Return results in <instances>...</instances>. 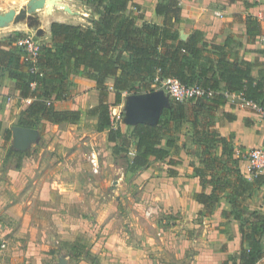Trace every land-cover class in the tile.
<instances>
[{"label":"rangeland","instance_id":"374dc122","mask_svg":"<svg viewBox=\"0 0 264 264\" xmlns=\"http://www.w3.org/2000/svg\"><path fill=\"white\" fill-rule=\"evenodd\" d=\"M96 12V5L85 0H0V41L14 49L13 38L29 34L45 45L53 19L63 15L91 25ZM10 80L0 68V87ZM160 88L170 99L166 88ZM8 91V98L0 94V264H117V259L122 264H181L182 259H199L194 256L207 264H232L230 257L238 255L241 245L238 222L221 218L216 229L223 241L211 239L217 244L211 250L195 236L194 226L183 225L179 211L147 202L141 170L127 171L133 139L125 133L122 140L109 142L107 128L86 115L94 98L87 92L78 96L72 78L68 98L54 108L77 109L80 116L60 124L44 120L34 128L18 127L16 109L30 100H15L12 86ZM148 93H128L114 124L128 117L155 119ZM189 139L185 145L193 152L192 162L202 160L200 144ZM91 152L96 153V172L88 158ZM263 204L264 193L258 189L248 200L249 211L264 213ZM228 247L232 254L223 260L217 252Z\"/></svg>","mask_w":264,"mask_h":264},{"label":"trees","instance_id":"16d2710c","mask_svg":"<svg viewBox=\"0 0 264 264\" xmlns=\"http://www.w3.org/2000/svg\"><path fill=\"white\" fill-rule=\"evenodd\" d=\"M85 1L96 5L97 16L92 24L52 21L50 43L40 45L34 71L30 70L32 63L14 45L24 34L13 38L14 49L0 41V68L14 81L20 97L30 99L29 105L19 111L17 126L30 129L44 120L54 124L77 120V109H55L54 103L68 98L70 77L80 74L94 80L99 93L98 103L89 107L86 115L98 117L107 128L109 142L122 140L125 133L133 139L134 154L127 171L134 173L146 168L151 160L167 158L171 150L178 148L179 127L190 121L191 138L200 144L202 157L199 165L193 164V172L202 187L210 188L209 193H194V199L209 214L222 200L227 201L230 208L222 216L238 222L241 240L238 255L230 257L232 264H260L264 257V213L249 211L248 200L264 182V173L252 171V178L247 179L234 157L231 139L220 136L213 125L215 111L227 100L221 83L226 91L263 102L264 74L254 78L249 63L228 59L229 40L211 43L197 28L182 38L180 28L185 19L178 0L156 3L155 13L163 18L160 24L138 23L140 15L130 10V0ZM246 30L255 35L258 22L249 20ZM166 78H176L184 85L197 84L212 94L189 101L171 97L154 123L136 121L123 133L111 120V106L121 102L123 92H152ZM110 92L114 93L112 104L107 102ZM202 117L209 119L204 122ZM208 146L219 153L210 152ZM179 162L169 161L172 165Z\"/></svg>","mask_w":264,"mask_h":264},{"label":"crops","instance_id":"0c3cea01","mask_svg":"<svg viewBox=\"0 0 264 264\" xmlns=\"http://www.w3.org/2000/svg\"><path fill=\"white\" fill-rule=\"evenodd\" d=\"M160 1L163 0H130L129 8L135 14L140 15L138 23L150 22L160 24L163 18L155 13V5ZM178 1L181 15L185 19L184 25L180 28V36L182 38H186L189 32L197 28L203 31L204 37L211 43L223 44L226 40H229L230 46L227 48L228 59L249 63L250 74L254 78H259L264 74V42L260 41V36L264 33V0ZM216 12H219V14H216ZM249 20H256L259 24V31L255 35L247 34L246 24ZM52 21L78 24V22L66 20L63 15ZM47 34V42L50 43V31ZM71 78L78 96L86 94L92 96L94 103L91 106L96 105L99 93L95 89V81L82 77L80 74L72 75ZM9 82L6 83L8 86L4 85L2 88L0 87V94L7 97L6 94L9 92V87L12 86L14 88V96L12 97H20L19 91L14 86V81L10 80ZM220 87L222 91L225 90L223 83H221ZM85 92L87 93L84 94ZM127 95L128 93L123 92L121 102L111 107H115L116 110L120 111L119 108L126 103L125 97ZM26 99L22 98V101ZM146 99L155 104L152 107L154 109L152 112L156 115L155 119L143 120L141 118L133 117L130 119L128 117L124 119V122L121 120L119 126L123 133L127 131L128 125L136 121L154 123L158 118L160 108L168 103L167 95L163 92L162 88L155 89L153 92L146 94ZM113 101L114 93L110 92L107 96V102L112 104ZM261 101L264 102V97ZM26 103L29 104L28 101ZM61 103L62 101L57 102V104ZM26 107L27 105H21L16 110L19 112V110ZM93 117L98 118L97 116ZM122 124H124V127ZM181 126L184 128L183 131H181ZM181 126L178 132V148L171 150L170 155L165 159L158 161L151 160L150 164L141 170L140 174L143 176L141 186L144 191L142 197L147 202L155 203L157 201L158 206L168 208L173 212L179 211L183 225L186 226L185 224L188 222L190 223L189 226H194L192 228L197 229L195 236L213 248L217 244L212 242L211 239L223 241L221 237H217L218 230L216 226L221 221V218H223V211H228L230 206L227 201L222 200L220 206L209 214L205 212L204 205L194 199V193L200 191L209 193L210 188L202 187L199 178L194 174L193 164L199 165V161L192 162L194 160L193 152L185 145L187 141L190 142L191 132L186 131H191L192 125L190 121H185L182 122ZM184 126L187 127V130H185ZM213 128L220 136L231 139L234 157L237 159L238 166L242 174L247 179H251L253 174L249 162L245 157L239 156L238 152L250 148H264V118L251 108L245 107L239 98L232 97L227 99L226 103L215 111ZM171 159L180 162L172 165L169 163ZM259 189L264 193V182L260 185ZM262 209H264V204ZM226 220L232 221L233 224L237 223L233 218ZM176 228L178 230L173 229L174 232L180 230V227ZM198 231H201L203 236H200ZM237 233L239 234V230ZM237 238H239L241 243L240 234ZM232 242H236V239ZM205 249L207 250L208 248L206 247ZM211 250H216V248ZM231 251V247H228L226 250L220 249V252L217 253L224 260L229 254H232ZM194 257L199 259L189 260L187 258L186 263L183 259L179 263L207 264L205 259L203 260L197 256ZM263 259L264 257L259 261L260 264ZM199 261L202 262L200 263ZM117 262V264H122L119 262V259H117ZM152 264L171 263L167 260H153Z\"/></svg>","mask_w":264,"mask_h":264},{"label":"built area","instance_id":"2783aa9c","mask_svg":"<svg viewBox=\"0 0 264 264\" xmlns=\"http://www.w3.org/2000/svg\"><path fill=\"white\" fill-rule=\"evenodd\" d=\"M219 14V12H216ZM260 41L264 42V33L260 36ZM14 45L17 46L23 54V57L28 59L32 66L30 67L31 71H34L36 68L34 63L37 59L38 51L40 44L38 41L29 34H25L14 41ZM157 80V79H155ZM161 85L164 86L168 92V94L179 101H189L191 99H197L202 96L212 94V91L209 89H205L197 84L192 85H184L176 78H166L161 81ZM31 86L34 87L35 83L32 82ZM223 94L226 99L237 97L240 99L242 104L245 107L251 108L256 113L261 115L264 118V103L260 101L247 100L245 99L241 93L229 92L224 90ZM110 116L111 120L114 122L115 120L120 119V112L115 109V107L110 108ZM239 156L245 157L248 162L250 169L255 172H264V148H250L245 149L242 152H238ZM90 164L92 165V169L94 172L97 171L98 161L95 152H91L88 156ZM147 215L151 214V211H146Z\"/></svg>","mask_w":264,"mask_h":264}]
</instances>
